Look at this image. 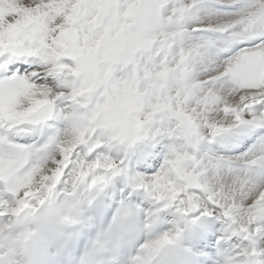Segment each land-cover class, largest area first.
<instances>
[{
  "label": "snow or ice",
  "instance_id": "1",
  "mask_svg": "<svg viewBox=\"0 0 264 264\" xmlns=\"http://www.w3.org/2000/svg\"><path fill=\"white\" fill-rule=\"evenodd\" d=\"M0 264H264V0H0Z\"/></svg>",
  "mask_w": 264,
  "mask_h": 264
}]
</instances>
